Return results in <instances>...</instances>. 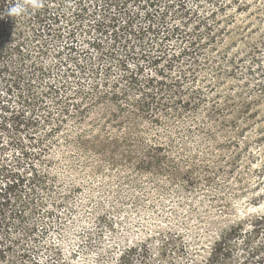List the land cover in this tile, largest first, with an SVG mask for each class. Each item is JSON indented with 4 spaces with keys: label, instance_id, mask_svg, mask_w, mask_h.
I'll list each match as a JSON object with an SVG mask.
<instances>
[{
    "label": "rangeland",
    "instance_id": "rangeland-1",
    "mask_svg": "<svg viewBox=\"0 0 264 264\" xmlns=\"http://www.w3.org/2000/svg\"><path fill=\"white\" fill-rule=\"evenodd\" d=\"M172 1L41 0L33 8L20 0L21 16L0 7V49H8L0 71V191L26 179L9 191L1 236L16 251L31 250L19 264H186L238 220L246 221L243 233L223 264H264V225L249 224L264 215V51L248 48L264 32V0L226 11L236 19L218 49L239 59L235 71L217 59L215 67L228 71L217 80L202 65L177 95L179 64H147L140 54L151 59L160 42L132 33L149 23L148 12L167 11L169 25L180 23L177 7L166 9ZM126 23L136 52L127 69L118 36ZM163 42L178 47L173 37ZM162 69L151 107L138 110L148 97L145 78ZM180 98L191 100L187 108Z\"/></svg>",
    "mask_w": 264,
    "mask_h": 264
},
{
    "label": "trees",
    "instance_id": "trees-1",
    "mask_svg": "<svg viewBox=\"0 0 264 264\" xmlns=\"http://www.w3.org/2000/svg\"><path fill=\"white\" fill-rule=\"evenodd\" d=\"M0 0V7L4 9V12L11 6H13L9 1ZM207 2L209 8L198 10L196 7H193L189 4L188 0H174L172 3L174 5H167L166 9L177 7L173 13L179 18L180 23L168 24L164 19L167 15V11H162L161 14L155 16L154 12H148L146 14L148 24L146 26H140L138 29H135L132 33L134 37L139 41L144 38V35L148 34L153 39L159 40V48L157 53L152 55L151 59H148V56L143 53L140 54V58L147 62V64L152 67H157L160 63H163L164 67L168 70H171L175 63H178L180 68L178 69L177 76L173 79V88L175 89L174 94L180 89L184 88V83L189 80H195L198 70L202 65H211L215 72L217 80H221L226 72V67H220L219 65L215 67V60L220 59L225 65L232 66L231 69L235 71L238 66V61L236 57H228V52L223 50L219 51V47L224 44L226 37L230 35L229 25L234 22L236 19L235 15L229 14L226 11L234 9V11L243 12L244 10L250 7V3L245 0H195ZM175 6V7H174ZM235 6V7H234ZM261 10V13L264 14V4ZM264 17V15H263ZM155 18V19H153ZM129 23V22H128ZM126 23L121 27V33L118 34L120 38H123L122 41L126 46L125 50V60L123 59L122 65L127 69V60L133 59L136 56L135 47L133 45H128L127 35L130 34L128 30L131 25ZM173 37L176 42H178V47L174 44H166L163 42L164 39ZM248 48L253 52H258L261 48L264 51V32L261 35V39L257 42L248 45ZM8 49H0V71L6 70L8 68L7 62L3 61V58L7 55ZM213 51L217 52V55H213ZM216 54V53H215ZM254 55V54H253ZM251 56V60L256 62L255 56ZM214 62V63H213ZM215 68V69H214ZM142 69V66H139L137 72H130L127 75V81L129 83L135 84L137 81V74ZM166 69L157 71L156 76H147L145 78V97L143 101H137V109L140 111H145L151 107L149 99L152 98L149 91L153 88H156L158 85L163 86L164 83V74ZM248 71H252V67H247ZM160 76V78L158 77ZM209 84V83H208ZM138 85V84H136ZM213 88V85H210V89ZM196 95H199L198 92H195ZM196 98V96H193ZM201 97H197V100H201ZM180 103L187 108L190 104V101H184L182 98L179 99ZM194 104V103H192ZM78 113L84 115V108H79ZM151 113L149 114V116ZM152 122H157L156 116H151ZM51 130V129H50ZM48 144H45L43 148L38 152L39 158L45 157V153L48 150ZM160 147H157L159 149ZM26 179L18 178L13 183L7 185L4 189L0 191V264H19L25 257L30 258V251L27 248L22 250H14L12 244L6 243L3 240L1 234L3 230H6L7 216L5 209L10 208V195L9 191H17L26 187ZM22 210L20 209H10V215L15 220H18L22 217ZM250 225L256 228L258 225H264V215H258L251 217ZM246 221L238 220L237 223L232 224L227 228H220L219 233L216 237H213L211 244L208 247L207 255L198 253V249H194L191 253L193 257L190 258L189 262L186 264H191L192 261L202 264H223L229 255L231 249L235 246L234 238L243 233V225ZM47 231V230H46ZM198 256L201 259H198ZM123 259L124 256H121ZM37 261L32 262L36 264Z\"/></svg>",
    "mask_w": 264,
    "mask_h": 264
},
{
    "label": "clouds",
    "instance_id": "clouds-1",
    "mask_svg": "<svg viewBox=\"0 0 264 264\" xmlns=\"http://www.w3.org/2000/svg\"><path fill=\"white\" fill-rule=\"evenodd\" d=\"M30 3L33 8L41 6V0H30ZM26 12L27 6L24 3L20 2V0H17V3H15V5L7 9V15L9 16H21Z\"/></svg>",
    "mask_w": 264,
    "mask_h": 264
}]
</instances>
